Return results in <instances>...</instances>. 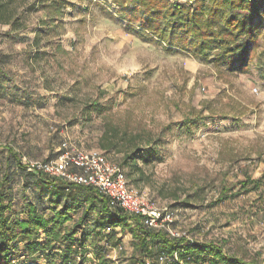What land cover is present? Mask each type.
<instances>
[{
	"label": "rangeland",
	"instance_id": "374dc122",
	"mask_svg": "<svg viewBox=\"0 0 264 264\" xmlns=\"http://www.w3.org/2000/svg\"><path fill=\"white\" fill-rule=\"evenodd\" d=\"M63 1L59 12L54 5L32 11L27 28L0 24V52L9 55L0 80L1 172L6 145L33 160L56 158L64 142L106 153L100 139L109 121L129 133L161 137L159 154L140 159L143 173L134 180V171L129 182L172 207L179 231L264 262V182L257 189L242 186L248 177L264 179V24L249 67L229 70L178 42L170 48L143 36L140 20L132 22V12L114 0ZM94 100L104 104L103 112H87ZM107 154L114 161L122 157L115 150ZM26 181L22 171L15 173L14 214H24L27 199L53 214L51 194L31 181L29 189ZM72 203L68 223L77 225L78 237L90 232L86 264H96L94 245H106L109 233L120 239L109 247L113 264H137L129 229L102 228L96 211L78 223L84 207ZM21 256L28 263L45 261L24 251Z\"/></svg>",
	"mask_w": 264,
	"mask_h": 264
},
{
	"label": "trees",
	"instance_id": "16d2710c",
	"mask_svg": "<svg viewBox=\"0 0 264 264\" xmlns=\"http://www.w3.org/2000/svg\"><path fill=\"white\" fill-rule=\"evenodd\" d=\"M63 0H0V24H7L13 30L28 27L30 13L40 7H51L61 11ZM117 5L132 12V22H141L143 36L164 41L172 48L178 42L197 55L212 56V61L229 70H244L259 44L260 27L264 24V0H193L187 3L180 0H114ZM55 14V13H54ZM57 16L53 15L52 20ZM42 24H49L45 21ZM48 28V27H47ZM154 36V37H153ZM177 36H179V39ZM40 33L35 42L38 43ZM191 38V39H189ZM9 55L0 52V80L5 74V64ZM104 104L98 100L87 105V112L104 111ZM191 122H196L190 119ZM164 139H152L150 134L141 131L121 129L109 121L100 139V146L110 152H121L117 161L128 175L134 171L138 180L143 173L139 160H151L160 152ZM160 143V144H159ZM9 155L3 172L0 169V264H86L88 235L85 230L78 237L77 225L68 222L73 219L74 205H83L78 223H85L94 211L98 214L99 225L129 229L134 237L137 264H161L159 255L174 257L168 264H190L196 260L208 264H264L256 258H247L224 248L215 240L191 239L187 236H172L166 230L149 227L140 214L129 213L123 208L113 207L110 198L93 186L69 182L61 177L31 170L17 148L6 145ZM108 155V154H107ZM30 159V157H29ZM52 159V158H51ZM49 160V159H46ZM22 171L27 180L34 183L42 192L51 194L53 214L48 215L34 199L23 202V215H15V196L11 190L15 173ZM129 178V177H128ZM27 182L29 189L32 184ZM263 177H248L242 181L246 190L262 186ZM35 190V195L38 190ZM236 193H224L218 198L223 201ZM64 197L65 200L61 201ZM62 203V204H61ZM106 245H94L96 264H113L109 247L120 243L119 237L109 233ZM22 243L24 245H22ZM28 257L43 255L45 261L28 263L21 252ZM83 257L77 259L76 255Z\"/></svg>",
	"mask_w": 264,
	"mask_h": 264
},
{
	"label": "built area",
	"instance_id": "2783aa9c",
	"mask_svg": "<svg viewBox=\"0 0 264 264\" xmlns=\"http://www.w3.org/2000/svg\"><path fill=\"white\" fill-rule=\"evenodd\" d=\"M24 159L31 170L98 188L110 198L113 207L119 206L129 213L140 214L149 227L166 230L172 236L194 239L174 227L176 214L172 207L158 205L147 192L132 185L123 167L100 149H80L64 142L56 158L33 160L25 156ZM171 259L175 258L159 255L161 263H168Z\"/></svg>",
	"mask_w": 264,
	"mask_h": 264
}]
</instances>
